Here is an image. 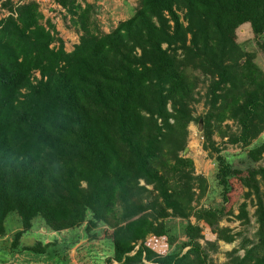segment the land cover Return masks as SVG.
Masks as SVG:
<instances>
[{"label": "trees", "instance_id": "16d2710c", "mask_svg": "<svg viewBox=\"0 0 264 264\" xmlns=\"http://www.w3.org/2000/svg\"><path fill=\"white\" fill-rule=\"evenodd\" d=\"M54 1L79 33L69 51L35 1L2 3L0 237L8 213L20 224L10 252L41 253L46 264L103 224L111 243L104 264H214L218 238H206L198 222L214 227L231 213L223 204L242 173L211 139L227 119L236 127L227 142L263 165L246 169L252 181L235 216L248 222V198L252 238L242 237L221 264H264V71L233 38L244 23L264 35V0H137L108 32L90 4ZM195 72L208 77L199 119L202 147L215 152L219 207H191L194 188L201 196L207 183L180 155L194 120ZM36 217L44 230H71L51 258L50 243L19 244ZM239 235L219 239L231 243Z\"/></svg>", "mask_w": 264, "mask_h": 264}, {"label": "rangeland", "instance_id": "374dc122", "mask_svg": "<svg viewBox=\"0 0 264 264\" xmlns=\"http://www.w3.org/2000/svg\"><path fill=\"white\" fill-rule=\"evenodd\" d=\"M7 1L10 5H14L19 2L27 0H0V18L7 14L6 6L2 3ZM38 5V10L43 15V19H50L54 24L55 30L63 42L64 49L69 51L74 43L77 42L78 32L75 26L68 18V14L58 6L54 0H33ZM80 6L84 3H88L93 8V15L98 23L99 28L103 32H108L112 29L117 22L127 18L134 10L137 0H75ZM235 43L247 52H251L253 55L252 62L261 70L264 71V35L254 36L247 23L239 25L233 34ZM195 76L198 77V83L195 88V98L197 101L191 104L192 116L194 120L187 125V137L186 152L184 158H189L192 162L193 175H201L206 179L207 188L203 195H197V188H194L193 200L190 203L191 207L199 206H211L219 207L221 205V198L219 194V186L215 183L214 172L215 165L213 156L215 152L210 148L202 147L201 137V125L202 122L199 119L206 107L204 105V91L208 83V77L203 76L199 72H195ZM236 130L234 123L231 120H224L217 128H214L211 139L213 146L218 151L224 154L230 155V163L232 167L242 170L241 175L233 178L231 183V191L228 194L227 203H224L225 209H230L231 213L225 215L218 223L217 226H204L202 222H198L202 225V233L206 238L214 239L218 238V248L215 253L211 255L212 262L214 264H221L225 260V252L231 248L236 247L242 237L248 239L252 238V234L255 229L253 223V205L249 199H245L246 211L248 222H242L235 218L237 214V208L243 201L241 192L246 190V184L252 181V178L246 172V169L255 168L259 165H263L261 160L257 162L250 161L245 155L246 148L240 147L239 144H231L227 142V137L230 133ZM222 133V135H220ZM264 137V131L261 133L260 138ZM258 139V138H257ZM184 146V147H185ZM181 155V151H180ZM264 156V155H263ZM182 157V156H181ZM141 183V182H140ZM150 189V186H146ZM150 194H145L142 199H150ZM180 219L167 218L169 222H176ZM189 221L192 223L193 218L189 217ZM177 223V222H176ZM175 223V224H176ZM41 219L36 217L32 221L30 230L26 231L19 239V244L22 246H30L35 241H41L50 245L47 248L49 252V258L52 257L54 250L61 249V241L68 238L70 235L68 231H52L44 230L40 227ZM5 234L0 237V264H43L46 259L43 258V254L31 252L29 250H15L10 252V242L12 239V233L20 228L19 220L14 213H8L4 221ZM109 228L105 225H98L93 231L92 237L80 238L70 249L60 253L59 258L53 259L46 264H104L103 259L110 253L111 243L109 238ZM79 232V231H78ZM228 232H239L231 243H225L220 237ZM55 239V240H54ZM70 239V238H69ZM72 240V239H71ZM59 241L55 245L54 242ZM145 241L152 247L162 250V243L153 241L150 235H147ZM183 241V237L179 232H175L174 243L179 244ZM52 242V243H51ZM185 247L182 249L184 252ZM241 253V250L238 251ZM54 258V257H53ZM145 263V261H144ZM45 264V263H44ZM115 264V262H112Z\"/></svg>", "mask_w": 264, "mask_h": 264}, {"label": "water", "instance_id": "95a60500", "mask_svg": "<svg viewBox=\"0 0 264 264\" xmlns=\"http://www.w3.org/2000/svg\"><path fill=\"white\" fill-rule=\"evenodd\" d=\"M186 150H187V147L185 146V147L182 149V151H181V156H182V157L184 156V153L186 152Z\"/></svg>", "mask_w": 264, "mask_h": 264}]
</instances>
